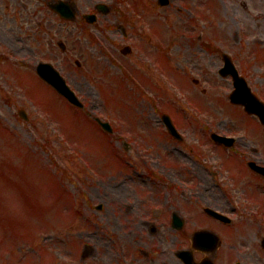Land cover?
<instances>
[{
	"label": "rangeland",
	"instance_id": "1",
	"mask_svg": "<svg viewBox=\"0 0 264 264\" xmlns=\"http://www.w3.org/2000/svg\"><path fill=\"white\" fill-rule=\"evenodd\" d=\"M63 1L75 2L80 14L94 13L95 7L101 3L108 4L113 10L108 14H100L95 25L86 22L65 23L60 21L54 13L46 11V31L45 34H42L43 32L39 34L42 38L46 37L47 41L51 40L53 63L61 62L62 69L66 72L72 87L77 91L78 88L84 91V94L80 95L87 101L90 111L106 117L105 112H95L94 108L97 105L107 104L103 96V88L114 89V83H106L107 75L117 83L119 80L127 79L126 75L117 76L114 66L108 60V57L116 55L112 44L115 43L117 46L122 44L120 32L111 29V26L121 19L120 13H125L130 23L133 22L136 29L140 30L150 28L146 16L152 11H157L158 17L163 18L164 35L168 42L165 46H173L172 53L178 55L176 60L171 58L172 64L180 72L186 71L200 81V86L196 88L198 95L202 96L199 92L206 91L205 97L202 98L203 104L193 99L190 101L197 109L201 126H194L192 116L187 115V120L183 123V131L187 136L184 144L180 145L164 139L162 142L168 149L157 144L134 145L137 155H133L132 151L128 156L129 153L122 152V144L117 143L114 149L121 162V167L124 166L125 160L129 162L127 169H124V174L127 173L129 177L119 172L115 173L112 178L101 177L96 169L93 170V176L88 183L77 185V193L85 195L91 204H105L111 191L123 190V188L116 187L122 184L124 188L127 187L129 193L137 195L139 200L148 199L150 195L142 197L130 186L141 185L148 179L150 173L147 174V170L152 162H158L160 168L168 175V178L162 176L159 182L162 185L173 183L169 178L170 173L178 174L181 180L188 174L189 182L174 183L181 186L178 190L166 191L165 188H160L162 195L160 201L178 206L180 202H188L187 205H191L197 199L196 206L200 207L205 201L224 202L227 211L234 212L237 217L233 214L229 215L235 220L239 219V223L241 222L239 243L243 242L244 247L240 248L239 260L243 264H252L254 249L257 248L256 235H264V211L261 209L264 205L259 199L261 197L264 201V193H253L250 185L252 188L262 190L264 186L252 181L249 177L243 178L238 184L229 169H237L238 173L244 171L241 161L244 163L254 160L259 164H264V128L256 121L258 118L248 116L241 109L238 111L235 106L230 105L228 98L233 90V82L230 78H222L219 70L223 66L221 55L225 52L233 58L239 73L247 80L252 91L264 101V61L260 58L261 55L264 57V9H258L260 0H171L170 5L166 7L158 6V0ZM29 3H33L28 7L29 11L38 8L37 1H29ZM140 3L149 4L152 8L145 9L141 6L142 12L140 13V9L137 8ZM40 16L44 17V11ZM186 29H189L188 35ZM20 34L23 35V33ZM178 34L186 35L180 48L177 47L176 42L174 43L178 39ZM199 35H204L201 37L202 40L199 39ZM60 40L67 44L66 57L58 50L57 42ZM207 45L211 46V52L206 47ZM64 57L67 58L66 63L62 62ZM134 57L143 58L144 56L138 52ZM77 60L82 63L81 68L77 67ZM161 60L163 71L166 73L169 71L168 57L163 54ZM19 76L30 89L33 106L44 109L49 114L51 123L59 130L60 135L65 136L69 143L75 145L86 161L99 165L104 171L115 168L116 159L113 147L93 122L72 109L50 87L36 76L30 75L28 71L19 72ZM174 78L176 82L183 84L180 74ZM140 79L145 81L144 78ZM164 82L165 86L169 82L166 76H164ZM125 89L127 88L122 84L120 90L123 94H126ZM187 90L190 91L188 87ZM190 93L189 96H192L194 91ZM193 97L200 99L198 96ZM127 98L123 108L128 104L132 109L134 105L139 111L137 115L143 116L141 119L155 121L152 109L154 103L149 104L139 97L130 100L129 97ZM161 99L164 104L179 103L175 110L180 111L182 108L187 112L192 110L181 94L173 95L170 100L162 95ZM191 114L196 113L191 111ZM138 123L142 122L138 119L134 126L136 130H141ZM141 125H144V122ZM212 132L239 137V142L232 149L233 152L228 153L227 150L222 151L224 149L215 146L210 140ZM1 133L0 129V138L3 137ZM21 138L31 143L30 139H33V134L25 130ZM35 149L36 158L41 160L38 162L47 170L39 164H33L31 156L21 154L18 147L3 148L0 146V150L5 152L4 156H0L3 158L0 160V252L13 257L21 250L18 253L20 258L9 260L2 257L0 264H17L18 259L24 261L25 258H22V255H28L27 248L31 239L35 245L39 243L33 248L37 255V257L35 255V264L52 263L53 257L58 260L68 261V258L70 260L72 258L70 253L75 249L76 239L82 241V248L94 247L88 253L89 255L87 254L89 260L93 263L98 260L103 264H108L110 256L105 250L110 249L112 235L117 233L113 230V221H106L103 213L98 217L99 225L85 222V220L82 224L76 225L79 222L78 216L68 222L70 215L65 213V208L68 207L67 202L73 203L76 199L68 198L62 191L67 184H71L69 181L75 180L73 171L85 170L80 166L84 159L80 153L74 151L73 154L65 147L64 150L62 147L57 152H42L38 147ZM181 155L187 156L188 159ZM15 156H20V158H15ZM101 184L105 185L106 189H103ZM238 187L239 211H236ZM73 210L74 208L70 209L72 214ZM91 213L96 215V213ZM86 214L90 213L86 210ZM53 224L55 226L51 228ZM202 225L209 226L206 223L195 224L196 228ZM160 228L159 241L156 243L161 250L170 251L180 244L178 239L174 240L173 236L176 235L174 231L170 232L167 226ZM230 231L233 230L230 229ZM49 232H52L50 237ZM5 236L6 238H3ZM44 246L46 249L51 247L53 254L48 255ZM86 252H88L87 249ZM163 258L166 260L169 257L165 254ZM33 259L31 258V262ZM83 259L84 254L82 253L78 254L75 260L67 263L85 264Z\"/></svg>",
	"mask_w": 264,
	"mask_h": 264
},
{
	"label": "flooded vegetation",
	"instance_id": "2",
	"mask_svg": "<svg viewBox=\"0 0 264 264\" xmlns=\"http://www.w3.org/2000/svg\"><path fill=\"white\" fill-rule=\"evenodd\" d=\"M31 2L37 1L39 2L38 8L36 10L30 11L31 14L25 13L27 12L28 7L32 6L27 0H0V88L4 87L6 91L9 93L6 96V100L15 103L11 93L15 90V88H20L22 84L20 81L15 82L11 75L13 73H8L4 71V65L6 70H11L13 65L19 63L20 60L28 61L29 62V69L36 74V63L38 61L39 56L46 60L48 56L51 55V47L50 42H41L39 41V47L35 46L36 35L35 33L25 34L24 42H26L25 46H19L21 41L20 38V31L29 32V30H33L32 27L27 28L31 25L34 21L30 18V16H39L43 10L47 9L46 6L50 8L49 0H28ZM27 3V5H26ZM21 7V8H19ZM45 24V19L40 18L38 20L39 27L43 28V22ZM130 42L127 46H130L132 49L128 57L134 55L141 43V36L134 32H130ZM129 36V33L126 32L125 38ZM31 44V45H30ZM157 52V49H155ZM21 54L22 59H20L19 55ZM143 54L147 56V52L144 51ZM142 61V58H130V62L128 65V70L131 71L133 75H141L144 77H151L156 75V72L159 68L157 63L152 62L150 65L147 64L146 58ZM153 60V57L151 58ZM46 62V61H45ZM3 70V71H2ZM3 76H5V80H3ZM260 176V175H259ZM258 176V177H259ZM261 179L264 180V177L260 176ZM239 193V191H238ZM156 203L148 202L146 206L143 208L141 213H138L137 209L134 206L128 205L125 206V219L127 221H131L135 219V215H139V221H133L130 223H126V233L129 236V239L124 238L120 247H123L121 250L117 251V254L112 255V260L116 264H123L127 260H130L131 256L136 258L137 254L131 253V249L128 248L127 242H131L133 246H135L139 250V260L140 264H148V249H152L154 246L157 247V240L159 238V234L161 232V228L157 226L158 221L156 217ZM207 206L216 210H220L221 212L225 213L227 210L226 205L221 201H208ZM177 217L182 219L183 225L179 227L178 231V240L182 235H186L182 241L184 245V249L191 247V237L190 235L192 229L188 227L189 222L195 220V210L192 206L186 207L184 206L181 208L178 213ZM185 221V222H184ZM115 225L118 226V221L114 220ZM186 223V226H185ZM182 230V231H181ZM124 234V237L127 235ZM189 234V235H188ZM154 254V258L150 259V264H160L161 261L164 260L163 256L160 255L155 249L151 250ZM166 260H170L166 258ZM180 263V261L178 260Z\"/></svg>",
	"mask_w": 264,
	"mask_h": 264
},
{
	"label": "water",
	"instance_id": "3",
	"mask_svg": "<svg viewBox=\"0 0 264 264\" xmlns=\"http://www.w3.org/2000/svg\"><path fill=\"white\" fill-rule=\"evenodd\" d=\"M252 97L255 101L254 96H252ZM255 102H257V101H255ZM251 110L256 111L260 116H262L264 118V106L263 105H260V107H258V105H256V107L252 108Z\"/></svg>",
	"mask_w": 264,
	"mask_h": 264
}]
</instances>
